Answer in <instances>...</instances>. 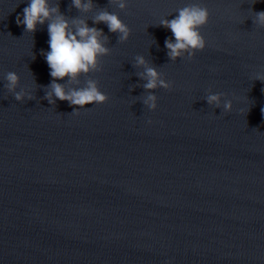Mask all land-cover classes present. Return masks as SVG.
<instances>
[{"label":"water","instance_id":"95a60500","mask_svg":"<svg viewBox=\"0 0 264 264\" xmlns=\"http://www.w3.org/2000/svg\"><path fill=\"white\" fill-rule=\"evenodd\" d=\"M126 2L121 12L93 0L80 14L49 0L109 39L102 70L80 78L109 99L71 115L43 99L47 22L25 32L16 17L29 0H0V264H264V28L252 22L264 0ZM192 3L209 11L206 46L171 62L174 37L156 25ZM100 8L129 27L126 43L92 23ZM137 55L173 85L152 93L155 111L142 87L130 91L145 83ZM10 71L33 100L6 91ZM209 90L225 94L220 109Z\"/></svg>","mask_w":264,"mask_h":264},{"label":"clouds","instance_id":"9594fccd","mask_svg":"<svg viewBox=\"0 0 264 264\" xmlns=\"http://www.w3.org/2000/svg\"><path fill=\"white\" fill-rule=\"evenodd\" d=\"M108 4L116 6L119 11L124 12L127 8L126 0H108ZM71 7L75 8L80 14H89L94 10L93 0H71ZM176 17L160 21L159 27L170 30L171 38H166L164 46L166 54L171 62L184 59L191 61L195 53L203 51L205 40L200 29L205 27L209 20V11L200 4L192 3L176 10ZM47 22L48 47L49 51L41 52L47 66L51 82L44 87V100L49 105L55 106L56 101L68 102L73 108L71 115H79V109H85L86 105H100L107 103L108 96L99 90L98 81L87 78L84 85L80 86V78L88 77L91 73L102 70V60L110 55L108 36L96 27H89L86 20L79 17H66L60 12L59 4L51 6L49 0H29L27 7L23 9L22 17L17 15V26H23L25 32L34 33L37 26H43ZM253 24L259 28H264V11L255 13ZM92 23L107 25L110 33L117 34L118 43H126L131 34L129 27L124 24L117 14L110 13L106 8L100 10L92 18ZM35 59V56L32 57ZM133 68L143 69L137 72V77L144 81L130 87H142L147 93L142 100V104L149 111H155L157 97L152 94L156 89L172 90V82L166 81L163 74L156 70L154 65H149L143 56L137 55L134 58ZM67 78L64 84L57 81ZM4 88L17 102L33 100L30 92L19 86V77L15 72H7L4 75ZM256 80L264 82L259 75ZM264 91V89H262ZM224 93L212 94L209 90L205 101L208 106L221 108V99ZM223 111L230 112L232 102L224 100ZM264 113V109H262ZM151 123V121H148Z\"/></svg>","mask_w":264,"mask_h":264}]
</instances>
